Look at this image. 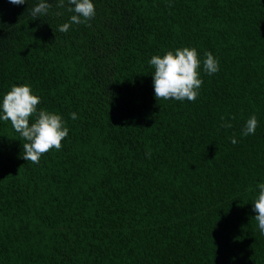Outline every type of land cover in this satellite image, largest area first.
<instances>
[{
    "label": "trees",
    "instance_id": "1",
    "mask_svg": "<svg viewBox=\"0 0 264 264\" xmlns=\"http://www.w3.org/2000/svg\"><path fill=\"white\" fill-rule=\"evenodd\" d=\"M40 2L0 0V104L29 84L69 135L33 164L0 120V264H264V0H92L64 33L74 5ZM183 47L200 95L157 101L149 60Z\"/></svg>",
    "mask_w": 264,
    "mask_h": 264
},
{
    "label": "clouds",
    "instance_id": "2",
    "mask_svg": "<svg viewBox=\"0 0 264 264\" xmlns=\"http://www.w3.org/2000/svg\"><path fill=\"white\" fill-rule=\"evenodd\" d=\"M13 5H22L26 0H8ZM69 12L75 14L70 17L68 23L59 27V31L67 32L72 24H86L91 27L90 20L96 15V7L92 0H68ZM58 8L64 7V0H58ZM52 5L46 0H41L31 12L34 18L46 15ZM171 7V4H169ZM60 15V13H57ZM203 70L208 75L219 71V61L211 52H205ZM154 67L153 87L155 98L159 100H177L195 102L200 95L199 89L203 84L200 78L201 59L195 47H183L168 50L163 56L154 55L149 60ZM41 98L33 94L29 84L13 85L2 99L0 104V120L10 121L12 128L26 141L23 143V159L33 164H39L43 155L50 151H60L63 141L69 135V128L60 114L44 109L38 110ZM35 118L34 121L32 118ZM71 119L76 120L75 112L70 114ZM224 119L223 117L221 118ZM225 128H230L231 123H224ZM258 127L257 117L253 114L245 123L242 135H254ZM231 143L238 141L235 136ZM151 153H149V156ZM258 198L254 201V219L258 222L261 234H264V183L257 185Z\"/></svg>",
    "mask_w": 264,
    "mask_h": 264
}]
</instances>
